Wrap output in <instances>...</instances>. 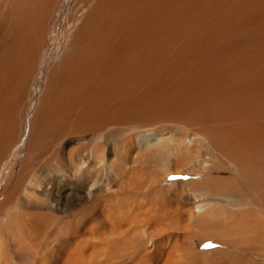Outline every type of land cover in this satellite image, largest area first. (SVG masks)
Wrapping results in <instances>:
<instances>
[{"label": "bare ground", "instance_id": "6f19581e", "mask_svg": "<svg viewBox=\"0 0 264 264\" xmlns=\"http://www.w3.org/2000/svg\"><path fill=\"white\" fill-rule=\"evenodd\" d=\"M67 2L0 0V165L25 136L0 190V264H264V0H86L47 45ZM171 116L195 129L168 147L153 128L157 188L133 147L114 187L95 192L92 147L25 185L70 142ZM197 235L227 248L200 257Z\"/></svg>", "mask_w": 264, "mask_h": 264}, {"label": "rangeland", "instance_id": "374dc122", "mask_svg": "<svg viewBox=\"0 0 264 264\" xmlns=\"http://www.w3.org/2000/svg\"><path fill=\"white\" fill-rule=\"evenodd\" d=\"M80 1L79 0H68V2L66 3V6L63 8L62 13L60 15L61 18H59V21L57 23L53 24L54 26L52 25V27H50V29H49L48 38L46 40L47 45L51 42L52 43L59 42L58 40L62 39V35L64 33V30L67 27V24H68V21L70 20V18H72V17L77 18L78 16H80V17L83 16V14H84L83 12H85L87 10L86 8L83 7L84 4L86 3V0H80ZM79 7H81V8L79 9ZM42 75H43L42 73L37 75V79L40 80ZM36 84L34 85L35 89L33 92L35 95L40 90ZM34 104H35V101L34 100L31 101L29 108H28L30 112L33 111ZM28 118H29V115L27 114L25 117V119H26L25 124H27ZM130 127H129V129L127 128L123 131H120V130H117L115 126H112V128L110 130H107L106 132H103V133L96 135L92 141V144L89 146H86L83 143H80L79 145H77V144L72 145L71 142H70V145H69V143L67 145L65 144L66 146H65V148H63L64 150L61 149L55 159H53L50 163H46L45 165L40 167L38 169V171H36L35 175L33 174L34 177L32 176L30 181H27L25 183V185L27 184V186L28 185L32 186V183H33V186H35L37 183L42 182V181L45 182V184H46V181L50 182L49 180H51V179H49V176H51L54 173V171L56 174L58 173L57 170H59V172L61 171L60 173H62L70 165V163H69L70 159L68 160L69 157L72 158V160H71L72 163L85 162V160L89 159L88 158L89 157L88 148L92 147V148H94L93 151L94 152L96 151L95 155H96V159L98 161L96 160L93 169L89 172V175H87V176H88V178H91V179L95 178L98 180L96 182V185H95V192H98L101 189V187H103L104 184L107 183V180L112 181L111 185L113 186L114 185L113 180H117L118 178H120V175L122 173L129 170L130 165H126V162L129 163L128 157L129 158L131 157L130 149L133 147L137 150L136 151L137 156L144 157L143 158V159H145V161H143V162H145L144 165L146 164L154 172V173L152 172L153 176L155 175L154 178H156L155 179L156 180V183H155L156 186H154V187L157 188L159 186L158 180L161 177V173L166 171V169H165L166 167L162 164L163 160L162 161L158 160L159 158H156L153 155H152L153 159L155 158L157 160H156V163L154 164V166L152 165L153 164L152 161H154V160H151L152 157L150 154H152V153H150L149 149L152 146V145L150 146V144L154 143V141H155L154 135H153V128L159 127V129L164 130L165 135L169 139L163 140V141L165 144L168 145V147H171L169 140H170V137L173 133H177V132H181V131L190 132V131H193L195 129V127L192 125H189V124L177 123L174 121L173 116H171L170 118H167L165 120L159 121L157 124L152 125V126L144 127V126H133V125H131ZM127 131H129V132L127 133ZM130 131H132V132H130ZM137 132H139V133H137ZM24 140H25V136H23L21 138V141H19L18 144L15 145L10 150L9 156L0 165V190L7 180V177H6L7 174H9L11 172L14 173V172H16V170L18 171L19 163H20V160L22 157V154L19 151L23 148ZM167 142H169V144ZM195 143H199V145L201 144L202 146L204 145L202 148H200L201 154L199 155V157H200L199 159H201L205 162L207 160V162L206 163L204 162V164H205V166L207 165L206 168L207 167L210 168V166H211L210 160H212L213 154L218 153V152L217 151L214 152L209 147L208 142L203 137L196 136L195 141H193L192 144H195ZM149 146H150V148H149ZM190 146H192V145H190ZM125 153H127V154H125ZM128 154H130V155H128ZM180 155L181 154H178V156L176 155V158H172V156H171L170 160H172V161H174V159L177 160V159H179ZM101 160H104L105 163L107 164L106 169L102 166ZM201 160H199V161H201ZM157 161H159L160 163H157ZM122 162H123L124 166L122 165ZM159 166H161V167H159ZM83 169L84 170H82V174H85L84 172L86 170H85V168H83ZM111 170H113V171H111ZM60 177H61L60 181L63 182L65 178L62 175H60ZM180 178L183 181H187L189 179L191 180L193 178V176L188 175V174H183L182 177H180ZM168 179H171V177H169V176L166 177V179L164 180V185L165 184L167 185L169 183ZM28 182H30V183L28 184ZM64 183H65V181H64ZM43 188H44V186H43ZM46 188H48L46 190L48 191V193L50 195L52 193L51 199L53 201L55 193L51 190V188H49L47 186H46ZM66 188H67V186H66ZM143 196H144V194H143ZM226 208H227V210L229 209V207H226ZM196 237H199L198 240ZM201 240H202V242H201ZM191 241L195 244L197 250L199 252H202L199 255L200 257H202V255L203 256H206V255L209 256V254L211 253L209 251L214 252V251H218V250L219 251L225 250V248H227L225 245L221 244V242H219L217 240V238L205 239V238H203V235L202 236L197 235V236L193 237L191 239ZM242 253L245 254L246 256H248V259H251L254 261V258L252 257V255H250V253H248V252H242ZM261 261H263V263H264V259Z\"/></svg>", "mask_w": 264, "mask_h": 264}]
</instances>
